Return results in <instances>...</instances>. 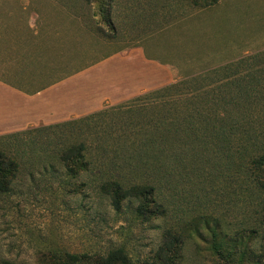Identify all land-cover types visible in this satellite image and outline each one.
<instances>
[{
	"label": "rangeland",
	"instance_id": "obj_1",
	"mask_svg": "<svg viewBox=\"0 0 264 264\" xmlns=\"http://www.w3.org/2000/svg\"><path fill=\"white\" fill-rule=\"evenodd\" d=\"M109 3L111 13L105 17L104 0L92 5L85 0H0V74L17 52L16 41L36 42L33 29L40 38L70 30L62 38H72L78 49L82 44L78 52L94 61L141 45L149 57L172 68L175 82L187 79L190 88L206 93L198 94L200 110L222 115L227 93L214 92L227 73L221 68L246 60L247 68L235 66L231 73L253 82L252 102L230 148L264 151V0H217L208 7L189 0ZM187 97L171 93L121 104L73 126L41 127L1 139L0 149L19 161L20 172L12 190L0 193V264H56L64 253L104 254L120 247L144 262L169 231L190 235L182 264H240L239 255L248 248L264 252L262 238L251 234L264 228V190L246 184L231 163V151L220 144L207 150L202 140L185 135L154 139L157 150L165 147L170 155L147 167L153 140L144 135L151 136L155 119L185 117ZM80 144L86 145L90 167L72 177L59 153ZM112 180L124 187L153 186L164 216H139L135 199L117 210L102 190ZM214 242L226 244L221 253L214 251ZM229 250L235 255L229 257Z\"/></svg>",
	"mask_w": 264,
	"mask_h": 264
},
{
	"label": "trees",
	"instance_id": "obj_2",
	"mask_svg": "<svg viewBox=\"0 0 264 264\" xmlns=\"http://www.w3.org/2000/svg\"><path fill=\"white\" fill-rule=\"evenodd\" d=\"M86 4L92 5L95 0H85ZM102 2L103 0H99ZM111 0H104V4L101 5V9L105 14V17L111 13ZM195 7L198 6H210L212 3L217 2V0H189ZM206 1V2H205ZM210 1V3H208ZM258 56H254L253 59H259ZM245 61H239L233 65H227L222 67L225 70V78L220 81V84L215 89L214 92L222 91L226 92L225 98L221 99L223 103L224 111L226 109V114L210 115L204 113L199 109V95L206 94L201 92L199 89H192L189 85V80H180L174 82L170 85L161 87L159 89L146 92L141 94L130 101L123 103L122 105H129L132 103H137L144 101L148 98H162L166 97L171 93L182 94L188 96L183 98L184 102L187 104V112L185 117H179L175 119H155L154 127L151 128V136L144 135L145 139L151 138L153 140L151 149H148V156L151 157V161L147 162V167L155 165L158 163L159 159L164 161L170 155L163 149H158L156 142L157 140H168L171 138L181 139L184 135L187 139L202 140V145L207 150H216L215 147L220 144L223 149L227 152H232L230 155L231 163L237 168L238 172L245 176L246 184L252 183L253 188L256 190H264V151L260 152L257 146H255L256 151L253 149L243 150V149H231V138L235 133V128L240 127L241 119L244 117V112L247 110L248 105L252 102L249 98V93L254 86L253 82L248 81L245 78H235V73H231V68L238 69L247 68V64L244 65ZM220 69V70H221ZM188 86V87H187ZM217 90V91H216ZM191 95V96H189ZM159 96V97H158ZM229 97V98H228ZM112 108V107H110ZM235 109L234 114L227 113V110ZM104 111V110H103ZM100 111L98 113L91 114L87 117L73 120L70 122L60 123L56 125L47 126L44 128H54V127H64L73 126L77 123H81L96 117L104 113ZM38 129V128H37ZM33 130V129H31ZM31 131L20 132L5 137H0V140L6 137H16ZM166 145H169L166 143ZM155 147V148H153ZM171 148V146H168ZM213 147V148H212ZM180 148V147H179ZM176 151V150H175ZM173 151V152H175ZM173 152H171L173 154ZM245 152H249L244 155ZM151 153V154H150ZM161 153V155L159 154ZM182 151L178 150V155L182 156ZM60 160L67 169L68 173L72 177H77L82 172H87L90 167L88 162V151L85 144L71 145L63 149L60 153ZM153 154V155H152ZM20 172L19 161L10 155L6 150L0 149V193L6 194L12 190V186L15 183L18 174ZM249 185V184H248ZM103 192L109 196L112 200L114 207L119 210L121 205L126 200L135 199L138 201L139 205L137 207V213L139 216L145 217V219L153 220L159 219L164 216V209L160 204V201L156 197L155 188L149 186V184L133 185L124 187L123 184L118 180L107 181L102 185ZM262 208L264 210V202L262 203ZM193 226H197L194 224ZM206 226L209 229V222H206ZM195 233L200 235L199 229L195 230ZM251 234H255L257 237H261L264 241V228L261 230L255 229L251 231ZM190 237L186 232L175 233L167 232L162 244L154 251V254L149 256L144 262H138L132 255L123 247L114 249L110 252L104 254H72L64 253L63 256L56 261V264H182L183 259V248L186 239ZM225 243H213V249L217 253H221ZM236 245V244H235ZM236 250H229L228 256H234ZM238 261L240 264H244L248 261L250 264H259L264 261V252H256L253 248H248V250L241 252ZM246 259V260H245ZM2 264H17L11 260H5Z\"/></svg>",
	"mask_w": 264,
	"mask_h": 264
},
{
	"label": "crops",
	"instance_id": "obj_3",
	"mask_svg": "<svg viewBox=\"0 0 264 264\" xmlns=\"http://www.w3.org/2000/svg\"><path fill=\"white\" fill-rule=\"evenodd\" d=\"M34 31L36 42L16 41L0 74V137L81 119L175 82L172 68L141 45L94 61L62 38L70 30L41 38Z\"/></svg>",
	"mask_w": 264,
	"mask_h": 264
}]
</instances>
